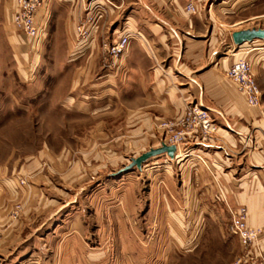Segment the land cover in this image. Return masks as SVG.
Wrapping results in <instances>:
<instances>
[{"label": "crops", "instance_id": "obj_1", "mask_svg": "<svg viewBox=\"0 0 264 264\" xmlns=\"http://www.w3.org/2000/svg\"><path fill=\"white\" fill-rule=\"evenodd\" d=\"M7 1L0 0V32L9 33ZM89 1L48 0L38 16L40 37L32 43L13 36L18 61L32 65L30 71L17 69L18 78L26 83L31 78L32 82L48 78L51 82L40 89L41 96L58 101V89L52 92L58 86L53 74L38 71L41 48L47 41L60 57L56 62L72 70L70 75L67 70L60 74L64 78L59 87L65 91L59 95L67 111L87 116L110 109L123 112L122 121L129 123L131 135L138 137L144 131L154 133L157 123L181 119L187 107L198 105L209 111L217 133L211 141L190 135L177 147L174 159L167 155L153 158L134 173L135 178L128 177L129 183L109 186L111 229L105 226L103 215L105 185L90 190L88 185L84 191L95 222L91 234L82 216H63L51 224L56 215L49 214L56 206L54 200L47 199L36 185H18V178L6 169L0 179V264H89L90 256L103 263L109 254L102 241H132L126 221L138 212L150 224L168 222L172 216L202 223L207 214L219 225L217 239L227 243L231 232L230 221L227 229L223 226L226 203L232 208L245 207L248 226L262 230L250 254L264 264V41L245 43L232 57L218 56L220 44L231 40L234 32L264 28V0H201L197 14L185 12L186 0H124L128 8L123 25L119 26L120 13L108 8L107 20L100 17L90 28V40L78 43L79 21L92 15ZM100 3L94 1L91 6ZM218 10L221 16L216 19ZM105 32L109 41L102 36ZM123 32L130 33V42L118 69L95 79L97 48L117 41ZM241 56L252 62L261 89L262 105L258 108L248 105L226 75ZM86 86H90L89 94L83 92ZM149 136L146 133L144 142L150 143V148L160 147L163 134ZM142 178L145 184L140 186ZM140 188L143 195H139ZM16 202H21L24 212L14 218ZM90 237L99 246L90 247ZM239 253L246 251L241 247ZM127 254H132L131 249L123 251Z\"/></svg>", "mask_w": 264, "mask_h": 264}, {"label": "rangeland", "instance_id": "obj_2", "mask_svg": "<svg viewBox=\"0 0 264 264\" xmlns=\"http://www.w3.org/2000/svg\"><path fill=\"white\" fill-rule=\"evenodd\" d=\"M94 1L99 0L89 1L92 15L84 17L77 26L78 43L90 40V28L99 22L100 17H103L101 20L104 22L107 20L108 8L120 13L119 26L123 25L126 18L127 1L101 0L98 6H91ZM47 3L48 0L7 1L5 10L9 11L11 30L9 33L0 32V179L8 169V174L18 178V185L26 188L32 185L38 186L47 199L56 203L55 208L49 212L50 215L56 214L51 224L63 216L72 218L82 216L88 227V233L91 234L95 232L92 216L94 209L90 206L88 192L84 189L88 185L89 190L92 186L105 185L103 215L105 226L111 229L113 218L110 187L112 184L129 183L128 177L135 178L134 173H138L137 168L122 175L119 172L129 166L132 159L155 149L149 147L150 143L144 142L146 133L148 136L162 133L160 146L163 144L165 133L160 128L161 123H157L153 129L154 133L144 131L135 137L131 135L133 128L129 123L122 121L124 113L113 109L99 115L88 116L67 111L61 103L63 97L59 95L60 92L65 91V87H59L61 78H64V75L60 74L67 70V74L70 75L72 70L65 64L56 62L60 57H56L54 50L47 46V41L41 48L42 63L38 71L53 74V83L58 86L52 89V92L58 89L56 91L58 101L55 102L52 97L49 101L41 96L40 89L44 86L47 88L51 82L48 78L44 82H32L31 78L28 83L18 78L17 69L23 67L30 71L29 67L32 65L27 67L22 61H18L13 36L19 40L22 38L35 42L40 37L38 16ZM219 13L218 10L216 19L221 16ZM27 15L34 18L38 30L37 36L30 37L19 25L21 19H25ZM124 34L130 35L129 32H123L122 35ZM102 36L106 38L107 33H103ZM106 39L109 41L108 38ZM231 40L228 39L220 44L218 50L220 59L238 53ZM111 44L104 43L97 48L99 60L94 69V72H97L95 79L118 69L122 57L115 61L111 59L108 52ZM89 87H84L85 94L90 93ZM151 139L149 136V140ZM139 182L140 186L145 184L143 178ZM133 189L137 188L133 187ZM140 189L139 195H143V188ZM63 206L67 208L58 211V208ZM23 208L21 202H16L12 216L18 217L24 212ZM222 211V214L227 216L229 209L224 208ZM225 215L227 221L223 226L227 229L230 221L229 232H231V215H229L230 220ZM211 219V216L205 214V219L200 223L194 222L191 218H185L183 221L180 217L172 216L168 222L165 219L162 223L154 221L150 224L145 221L143 214L138 212L136 217L126 221L127 229L134 239L121 243L112 239L102 241L109 255L103 257V263L90 256L89 264H233L242 254H237L243 247L242 242L232 233L231 236H227V243L223 239V242L217 239L216 231L219 225ZM97 243L99 244L90 237V247L99 246ZM126 249H131L132 254L123 255Z\"/></svg>", "mask_w": 264, "mask_h": 264}, {"label": "built area", "instance_id": "obj_3", "mask_svg": "<svg viewBox=\"0 0 264 264\" xmlns=\"http://www.w3.org/2000/svg\"><path fill=\"white\" fill-rule=\"evenodd\" d=\"M200 1L186 0L185 12L197 14ZM19 25L25 29L30 37L37 36L38 30L31 15L21 19ZM129 42V34H124L117 41H114L108 51L111 59L115 61L123 57L127 53ZM226 75L237 85L249 106L258 108L262 105L261 89L253 72L252 62L247 57H239L226 71ZM160 128L165 133L163 143L179 147L190 135L197 134L202 140L211 141L217 133L218 126L212 120L209 111L198 105H190L181 119L164 121L160 124ZM226 205L231 215V233L240 238L244 251H246V253L237 257L233 264H259L253 260L250 251L256 246L262 230L248 226V213L245 207L232 208L228 203Z\"/></svg>", "mask_w": 264, "mask_h": 264}, {"label": "water", "instance_id": "obj_4", "mask_svg": "<svg viewBox=\"0 0 264 264\" xmlns=\"http://www.w3.org/2000/svg\"><path fill=\"white\" fill-rule=\"evenodd\" d=\"M232 40L236 48L244 45L245 43H250L255 40L264 41V28L259 29H247L232 34ZM177 152V147L175 145H166L162 144L160 147L151 149L148 152L144 153L139 158L132 159V163L125 167L119 172L120 175L131 171L134 168L142 170L143 166L153 158L160 157L162 155H167L169 158L174 159Z\"/></svg>", "mask_w": 264, "mask_h": 264}]
</instances>
